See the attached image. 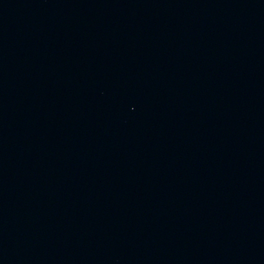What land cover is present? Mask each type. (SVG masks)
Returning <instances> with one entry per match:
<instances>
[{
  "label": "water",
  "instance_id": "1",
  "mask_svg": "<svg viewBox=\"0 0 264 264\" xmlns=\"http://www.w3.org/2000/svg\"><path fill=\"white\" fill-rule=\"evenodd\" d=\"M0 264H264V0H0Z\"/></svg>",
  "mask_w": 264,
  "mask_h": 264
}]
</instances>
